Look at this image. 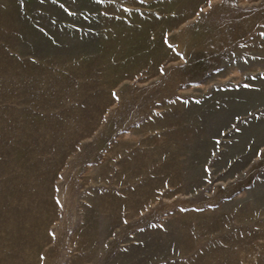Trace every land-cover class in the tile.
Here are the masks:
<instances>
[{
	"label": "rangeland",
	"instance_id": "1",
	"mask_svg": "<svg viewBox=\"0 0 264 264\" xmlns=\"http://www.w3.org/2000/svg\"><path fill=\"white\" fill-rule=\"evenodd\" d=\"M0 264H264V0H0Z\"/></svg>",
	"mask_w": 264,
	"mask_h": 264
},
{
	"label": "snow or ice",
	"instance_id": "2",
	"mask_svg": "<svg viewBox=\"0 0 264 264\" xmlns=\"http://www.w3.org/2000/svg\"><path fill=\"white\" fill-rule=\"evenodd\" d=\"M101 3H103V0H100Z\"/></svg>",
	"mask_w": 264,
	"mask_h": 264
}]
</instances>
